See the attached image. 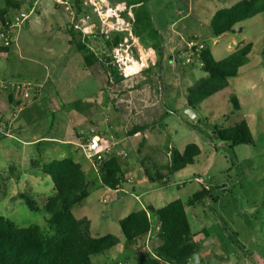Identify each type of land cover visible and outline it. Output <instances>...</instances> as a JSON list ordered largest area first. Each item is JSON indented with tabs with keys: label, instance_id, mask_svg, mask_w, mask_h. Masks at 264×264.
I'll return each instance as SVG.
<instances>
[{
	"label": "rangeland",
	"instance_id": "374dc122",
	"mask_svg": "<svg viewBox=\"0 0 264 264\" xmlns=\"http://www.w3.org/2000/svg\"><path fill=\"white\" fill-rule=\"evenodd\" d=\"M127 1L80 0L79 12L74 0H23L20 11L11 12V19L21 16L24 22L9 30V46L0 43V50H9L0 57V82L36 85L29 102L39 99L32 109L40 120L25 132L14 124L12 130L7 125V135L0 134V217L52 234L43 206L54 194L53 185L33 163L53 158L43 154L42 143L23 144L34 135L47 134L78 143L75 159L87 161L91 168L87 176L94 183L73 216L87 218L93 235L110 234L120 241L108 254L91 257L92 264H137L136 254L146 251L144 241L129 246L118 221L148 204L160 208L174 200L185 202L202 189L208 191L204 199L185 208L199 246L191 264H264V13L241 22L234 33L215 38L211 17L239 0H146L136 10L141 21L135 35ZM68 30L74 36L72 44ZM116 34L122 41L108 49L103 41ZM77 43H84L94 56L91 66L84 64ZM248 43L252 51L238 76L201 101L195 110L198 119L190 120L185 113L187 98L192 99L189 90L206 76L190 48L206 47L220 61ZM148 49L160 51V56ZM157 58V66L147 69L149 60ZM107 66L116 68L119 79L109 78ZM8 93L0 87V106L14 105ZM231 93L239 110L232 108ZM9 113L16 122L25 118L12 107ZM242 120L250 129L252 145L230 148L215 140L216 128L229 129ZM140 125L151 128L129 133ZM85 127H96L99 150L118 158L123 176L116 192L101 186L84 154L91 137ZM191 143L200 149L192 165L169 176L166 185L146 181L143 170L153 174L166 164L168 148L181 153ZM19 195L29 196L37 211ZM151 235L150 250L160 244L155 232Z\"/></svg>",
	"mask_w": 264,
	"mask_h": 264
},
{
	"label": "trees",
	"instance_id": "16d2710c",
	"mask_svg": "<svg viewBox=\"0 0 264 264\" xmlns=\"http://www.w3.org/2000/svg\"><path fill=\"white\" fill-rule=\"evenodd\" d=\"M76 10L81 11L80 0H74ZM146 0H129L126 9L131 12V24L134 34L137 35L136 26L141 18L136 12L143 7ZM23 0H5L0 8V33H6L11 20V12H19ZM128 12V11H127ZM264 13V0H239L232 6L217 10L210 19L209 28L212 36L219 37L224 33H234V28L241 22ZM69 44L74 36L71 30L67 31ZM138 37V36H136ZM103 38V37H100ZM88 39V38H87ZM122 35L116 34L103 43L108 49L115 48ZM75 47L83 54L86 66L93 64L94 56L87 50L84 43H77ZM194 59L200 64L205 77L189 90L192 96L187 98V108L195 112L198 104L205 98L217 93L228 86V80L238 76L241 67L247 64L248 56L252 51V44L248 43L220 61H215L206 47H192ZM155 56L160 51L148 49ZM9 55V50H0V57ZM157 61L149 60L151 65L157 66ZM109 78L119 79L116 68H105ZM233 110H239V101L234 93L229 95ZM2 120V119H0ZM151 128L148 125L135 126L130 134L145 133ZM212 135L219 144L233 148L237 145H252L253 140L250 129L245 120L240 121L229 129L216 128ZM167 163L161 165L151 174L143 170L148 183H168V177L184 170L193 164L200 155L196 144H187L179 153L168 148ZM33 167L47 175L52 182L54 194L48 197L43 209L47 214L46 224L52 234L46 236L38 226L18 227L13 222L0 217V264H92L91 257L108 254L119 244V239L107 234L97 236L91 233V224L87 218L77 219L73 216V209L79 206L88 196L89 182L81 166L71 158L51 160L47 163L34 162ZM101 186L111 191L121 186L123 176L118 158L106 154L98 163L96 170ZM207 190L202 189L194 193L187 201L174 200L166 205L155 208L147 205L144 209L132 212L118 221V226L124 241L133 246L139 241H145L149 233L155 232V238L160 242L151 249L137 253V264H191L197 256L199 246L194 241V233L189 225L186 207L204 199ZM31 211H37L35 203L29 196L19 195ZM158 228V230H156Z\"/></svg>",
	"mask_w": 264,
	"mask_h": 264
},
{
	"label": "crops",
	"instance_id": "0c3cea01",
	"mask_svg": "<svg viewBox=\"0 0 264 264\" xmlns=\"http://www.w3.org/2000/svg\"><path fill=\"white\" fill-rule=\"evenodd\" d=\"M5 82V81H3ZM9 90V89H8ZM11 90H9V93L6 95L8 102H10L9 100L12 99L13 101V106L18 107L19 101H17V97H15ZM37 100L39 99H35L31 102H27L26 106L24 108V110H22V115L25 117L24 119L20 118L17 122L14 119H9V116L11 115L10 110L12 107V112L13 113H17V111L14 112V107L12 105H10L11 107L7 106L6 104H2L0 106V116L3 120L6 121L7 125L10 127V130H12L13 125L16 124L18 131L20 133L25 132V127L28 125H34V123L37 120H40V117H38L35 114V108L32 109V107H36L37 106ZM31 101V100H30ZM11 104V103H10ZM33 104V105H32ZM32 105V106H30ZM31 107V108H30ZM24 111V112H23ZM21 113V111H20ZM24 113V114H23ZM19 114V113H17ZM34 115V116H33ZM50 116H52L53 118L55 117L54 115H51V112L49 113ZM23 122H27L26 124H23ZM115 123H118V119L115 118ZM114 123V124H115ZM15 125V127H16ZM84 125V124H83ZM86 128V127H85ZM87 133L96 136L97 135V128H86ZM85 130V131H86ZM82 133H85L84 131H82ZM44 144V149H43V154H45L47 157L46 158H53L52 160H61L63 158H71L74 162L78 163L81 166L82 171L85 173L86 179L89 182V187L91 185H93L94 180L92 178H89L87 176V172L90 171V166L89 163L85 160H79V159H75L74 157V152L77 150H73L76 149L78 146V143L73 142L71 140H67L63 137H54V136H49V135H42V136H37L34 135L32 136L30 139H26L23 144H25V146H35L38 144ZM71 147H75V148H71ZM88 159V158H87ZM89 160V159H88ZM51 160L47 161L50 162ZM90 161V160H89ZM45 162V163H47ZM90 164L92 165L91 161ZM93 169V165L91 166ZM37 171H40V169L36 168ZM94 171L96 172V170L94 169ZM99 180V179H98ZM88 187V189H89ZM135 188V186H134ZM134 188L131 187V190H134ZM107 189V188H105ZM109 190V189H107ZM111 191V190H109ZM150 205V204H148ZM152 206V205H151ZM145 206L142 208L144 209Z\"/></svg>",
	"mask_w": 264,
	"mask_h": 264
},
{
	"label": "built area",
	"instance_id": "2783aa9c",
	"mask_svg": "<svg viewBox=\"0 0 264 264\" xmlns=\"http://www.w3.org/2000/svg\"><path fill=\"white\" fill-rule=\"evenodd\" d=\"M24 22V18L21 16L13 17L10 22L8 23V30L6 33H0V43L3 47L9 46L11 42V38L9 35L10 29H16L21 26ZM200 48V47H199ZM186 62L188 63L189 60L187 59ZM0 87L11 90L12 94L17 97V101H19L17 111L20 112L24 110L26 103L30 101V96L36 93L37 86L30 82H14L13 84H9L6 82H0ZM18 95V96H17ZM7 123L4 120H0V134H6ZM106 152H101L99 150V139L96 136H91L85 145L84 154L86 158H88L94 169L97 170L98 163H100L104 157ZM120 189V187L113 191L116 192ZM158 230V228H156ZM151 233H149L144 241L143 250L151 253V250L148 248L149 242L153 239ZM154 240V239H153Z\"/></svg>",
	"mask_w": 264,
	"mask_h": 264
},
{
	"label": "water",
	"instance_id": "95a60500",
	"mask_svg": "<svg viewBox=\"0 0 264 264\" xmlns=\"http://www.w3.org/2000/svg\"><path fill=\"white\" fill-rule=\"evenodd\" d=\"M239 31V30H238ZM186 115L190 118V120L194 121L197 120L198 118L195 115V112L193 110H191L190 108H186L185 111Z\"/></svg>",
	"mask_w": 264,
	"mask_h": 264
}]
</instances>
